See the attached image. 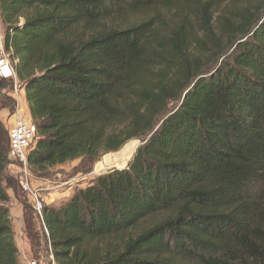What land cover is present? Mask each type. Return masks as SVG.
<instances>
[{
	"label": "trees",
	"instance_id": "obj_1",
	"mask_svg": "<svg viewBox=\"0 0 264 264\" xmlns=\"http://www.w3.org/2000/svg\"><path fill=\"white\" fill-rule=\"evenodd\" d=\"M263 12L264 0H0L4 50L36 129L33 171L94 161L155 130L126 168L46 203L57 264H264ZM214 22L228 41L214 55L233 51L194 70L193 30L213 38ZM8 164L0 122V264H20Z\"/></svg>",
	"mask_w": 264,
	"mask_h": 264
},
{
	"label": "built area",
	"instance_id": "obj_2",
	"mask_svg": "<svg viewBox=\"0 0 264 264\" xmlns=\"http://www.w3.org/2000/svg\"><path fill=\"white\" fill-rule=\"evenodd\" d=\"M0 79L11 83V89H2L0 97L7 95L14 100L13 112L11 113L8 110L9 115L1 118V125L8 135V166L13 167L12 172L16 180L19 182L23 192L27 194L29 203L34 208L36 218L41 225L46 240L43 251L39 252L37 257L29 259L27 264H57L54 258L49 231L44 222L46 200L42 197V189L33 185V173L28 164L29 151L36 141V129L32 120L23 110L25 100L23 95L24 84L18 80L14 68L6 57H0ZM11 119H13L12 127H10Z\"/></svg>",
	"mask_w": 264,
	"mask_h": 264
},
{
	"label": "rangeland",
	"instance_id": "obj_3",
	"mask_svg": "<svg viewBox=\"0 0 264 264\" xmlns=\"http://www.w3.org/2000/svg\"><path fill=\"white\" fill-rule=\"evenodd\" d=\"M264 15V12H263ZM171 15L167 14L166 15V19H168ZM216 17V15H214V18ZM117 24L119 25V23L117 22ZM214 30L216 32H214V37L213 38H206L202 35V33H200L196 28L193 30V34L194 36L192 37V41L190 43V48H189V55H188V59H189V65L191 66L192 69H202V70H208L211 68H215L218 65L221 64L222 60L227 57L232 51H233V46L226 49L224 55H222L221 57H216L214 54L218 51V50H222L223 48L227 47L228 45V41L225 39H219L220 38V34L217 30V26L214 22ZM4 34H5V26L3 25V23L0 20V57H6L9 59V55L5 52L4 50ZM221 44L220 49H217V47ZM176 76L174 74V72H170V74L168 75L167 80L170 82L172 79H175ZM8 100L1 98L0 99V112H2L5 109H9L11 111V113L13 112V106H11L10 104V108H6L5 106H7ZM176 102H172L169 106V112H171L173 109H175L176 107ZM24 108V105H23ZM167 113V114H168ZM7 115H9V113L6 111H4V113L1 114V116L7 117ZM159 124H157L156 128L159 127ZM155 128V129H156ZM138 145L137 149L141 146V144H139V139H132L129 140L127 143L124 144V146H122L119 150L117 151H110L107 152L105 154H103L102 156H100L98 159L89 162L88 160L85 159H77L75 161L72 162H68L64 165H60V166H56L53 168H50L47 171H44L41 174L42 176H48V178L50 179V182L48 183V187H54V186H58L60 181L64 182V181H70L68 185L63 186L61 189L59 188V194L62 193V196H59L58 194L56 195V199L54 202V206L55 207H59L61 204L64 203V198L69 197L73 194H75L77 191H79L80 189H84L90 185H92L93 183L96 182V180L108 173L110 170H105L99 174L95 173L96 168L98 167L99 163L102 161L103 158H105L106 156H112L114 158L120 156L128 146H133V145ZM136 149V151H137ZM136 151L133 153V155L131 156L129 162L132 160L133 156L135 155ZM120 153V154H119ZM128 162V163H129ZM12 163V162H10ZM8 169V167H7ZM6 169V171H7ZM41 178V177H40ZM54 192V190L52 191ZM44 193L42 192V197L45 199V196L43 195ZM30 217L32 216L31 212H29Z\"/></svg>",
	"mask_w": 264,
	"mask_h": 264
},
{
	"label": "crops",
	"instance_id": "obj_4",
	"mask_svg": "<svg viewBox=\"0 0 264 264\" xmlns=\"http://www.w3.org/2000/svg\"><path fill=\"white\" fill-rule=\"evenodd\" d=\"M24 95V107L26 108L25 113L30 117V111L28 108L25 90H23ZM22 95V96H23ZM9 109L3 110L0 112V122H1V114L6 112ZM13 119L10 121V127H12ZM13 167H9L4 176V186L6 187L7 193L9 195V202L7 203L10 209V220L12 222L14 236L13 242L14 245L19 249L20 252V264H27L28 260L34 257H37L39 252H34L31 244V239L28 234V229L26 225V212L25 206L27 204V197L25 196L19 182L16 180L14 173L12 172ZM33 178L32 183L35 187L41 188L43 195L45 196L46 203L49 206H54V202L56 199V195L62 196V193L59 194V188L61 189L63 186L70 184L68 181H60L59 185L54 187H48V183L50 179L48 176H42L41 174L32 170ZM41 177V178H40ZM54 190V192H52ZM72 196V195H71ZM71 196L64 198L67 201ZM64 201V202H65ZM41 248L40 252L43 251Z\"/></svg>",
	"mask_w": 264,
	"mask_h": 264
},
{
	"label": "bare ground",
	"instance_id": "obj_5",
	"mask_svg": "<svg viewBox=\"0 0 264 264\" xmlns=\"http://www.w3.org/2000/svg\"><path fill=\"white\" fill-rule=\"evenodd\" d=\"M138 145H133V146H128L126 150L118 157L114 158L112 156H106L105 158L102 159V161L99 163L98 167L95 170L96 174H99L105 170H110L112 168H118L122 169L124 168L133 153L136 151ZM120 154V153H119Z\"/></svg>",
	"mask_w": 264,
	"mask_h": 264
},
{
	"label": "water",
	"instance_id": "obj_6",
	"mask_svg": "<svg viewBox=\"0 0 264 264\" xmlns=\"http://www.w3.org/2000/svg\"><path fill=\"white\" fill-rule=\"evenodd\" d=\"M185 96V95H184ZM184 96H183V98H184ZM183 98H182V100H183ZM155 131V130H154ZM154 131H152V132H150L147 136H145L144 138H138L139 139V144H141V145H143V144H145L147 141H148V139L153 135V133H154ZM124 146V145H123ZM128 166V164L124 167V168H126Z\"/></svg>",
	"mask_w": 264,
	"mask_h": 264
}]
</instances>
